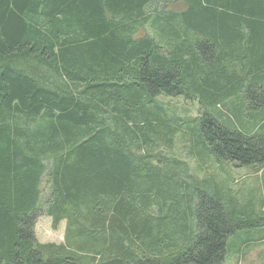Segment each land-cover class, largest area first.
<instances>
[{"label":"trees","instance_id":"obj_1","mask_svg":"<svg viewBox=\"0 0 264 264\" xmlns=\"http://www.w3.org/2000/svg\"><path fill=\"white\" fill-rule=\"evenodd\" d=\"M160 96L200 104L189 154L264 167V0H0V264H222L264 239V200L161 151Z\"/></svg>","mask_w":264,"mask_h":264},{"label":"rangeland","instance_id":"obj_2","mask_svg":"<svg viewBox=\"0 0 264 264\" xmlns=\"http://www.w3.org/2000/svg\"><path fill=\"white\" fill-rule=\"evenodd\" d=\"M184 8L182 3H178L168 9L182 11ZM158 100L166 115L180 124L179 131L173 136L171 147L161 146V151L166 155L175 156L187 164L192 177H196L198 180L210 178L213 181H218L219 184L222 183L232 193L239 196L242 202L255 204L254 209L258 211L259 205L264 200V167L257 168L248 165L237 167L227 161L202 162L203 159L196 153L189 154L190 144L181 138V134L184 130L188 132L192 128L194 120L197 119L201 111L200 104L195 99H187L183 96H160ZM259 110L260 108H256L253 112H257L258 115L264 114V111ZM193 150L196 152L198 147H193ZM44 188H46V184ZM51 222V218L42 211L34 229L39 242H61L63 240L64 221H61L55 228ZM251 232H256V230ZM246 235L247 233L244 232L228 238L227 253L222 264H264V239L252 244L241 245V238Z\"/></svg>","mask_w":264,"mask_h":264}]
</instances>
